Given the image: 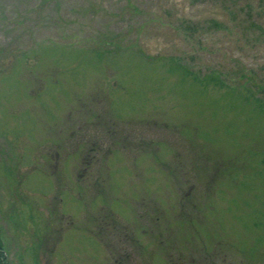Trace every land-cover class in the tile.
Instances as JSON below:
<instances>
[{
  "label": "rangeland",
  "instance_id": "obj_1",
  "mask_svg": "<svg viewBox=\"0 0 264 264\" xmlns=\"http://www.w3.org/2000/svg\"><path fill=\"white\" fill-rule=\"evenodd\" d=\"M0 264H264V0H0Z\"/></svg>",
  "mask_w": 264,
  "mask_h": 264
},
{
  "label": "trees",
  "instance_id": "obj_2",
  "mask_svg": "<svg viewBox=\"0 0 264 264\" xmlns=\"http://www.w3.org/2000/svg\"><path fill=\"white\" fill-rule=\"evenodd\" d=\"M5 260V255L3 252L0 250V263H2Z\"/></svg>",
  "mask_w": 264,
  "mask_h": 264
}]
</instances>
